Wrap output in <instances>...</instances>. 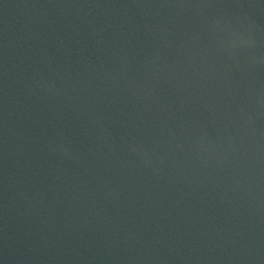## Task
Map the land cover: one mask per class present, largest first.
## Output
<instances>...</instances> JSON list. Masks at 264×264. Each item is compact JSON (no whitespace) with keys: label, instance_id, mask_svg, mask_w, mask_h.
<instances>
[{"label":"water","instance_id":"water-1","mask_svg":"<svg viewBox=\"0 0 264 264\" xmlns=\"http://www.w3.org/2000/svg\"><path fill=\"white\" fill-rule=\"evenodd\" d=\"M0 264H264V0H0Z\"/></svg>","mask_w":264,"mask_h":264}]
</instances>
